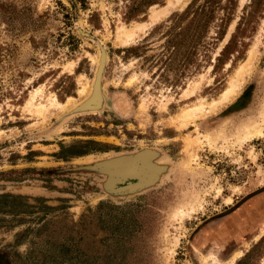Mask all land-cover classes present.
I'll list each match as a JSON object with an SVG mask.
<instances>
[{"label": "rangeland", "instance_id": "rangeland-1", "mask_svg": "<svg viewBox=\"0 0 264 264\" xmlns=\"http://www.w3.org/2000/svg\"><path fill=\"white\" fill-rule=\"evenodd\" d=\"M213 1L0 0V264H264V0Z\"/></svg>", "mask_w": 264, "mask_h": 264}, {"label": "bare ground", "instance_id": "bare-ground-1", "mask_svg": "<svg viewBox=\"0 0 264 264\" xmlns=\"http://www.w3.org/2000/svg\"><path fill=\"white\" fill-rule=\"evenodd\" d=\"M187 1L188 0H167L165 6L158 8V9H152L150 12V15H149L150 24L153 25V23L160 20L162 17L167 15L170 11L172 12L175 9H179V8L183 7ZM144 29H145V25L137 26V27L132 28V29H126L125 27H120L117 30L116 42L121 43V44H128L135 37V35L138 33V31H141V30L144 31ZM254 60H255V51L251 50L249 52V56H248V59L246 60V62L244 64H242L237 69V71L235 73V79L230 81V84H229V87L227 88V90L223 91V93L219 95L220 97L217 98V100L210 101L209 103H206L205 101L202 100V101L194 104V106L192 108L182 110V112L180 114H178V116H179L178 122L179 123H177V126L179 124L180 128L186 127L193 120H195L201 116H205L206 113L208 114V112H210V113L214 112L220 106L224 105V103L229 101L230 97L232 95H234L236 90L239 88V85L242 84L239 81H237L236 78H238V77L241 78L244 75H248V73L253 69ZM86 89H87L86 86L83 87L82 90L80 91V94L83 95L87 91ZM94 98H95V95L91 100H94ZM69 102H71V101H69ZM59 107H62V106H59ZM251 132H252V130H251ZM253 132H254V134L256 132L261 133V130L255 129ZM244 134H247V132ZM205 139L207 141V144H210V139L207 136ZM197 141H196V143H197ZM133 163H135V161L131 162L129 166H132ZM137 166L139 168V165H133V167H137Z\"/></svg>", "mask_w": 264, "mask_h": 264}, {"label": "trees", "instance_id": "trees-1", "mask_svg": "<svg viewBox=\"0 0 264 264\" xmlns=\"http://www.w3.org/2000/svg\"><path fill=\"white\" fill-rule=\"evenodd\" d=\"M213 4H214L213 0H206L205 7L208 6V5H213Z\"/></svg>", "mask_w": 264, "mask_h": 264}, {"label": "water", "instance_id": "water-1", "mask_svg": "<svg viewBox=\"0 0 264 264\" xmlns=\"http://www.w3.org/2000/svg\"><path fill=\"white\" fill-rule=\"evenodd\" d=\"M85 107V106H84ZM127 163V161H122V162H119L118 165L119 166H122V165H125Z\"/></svg>", "mask_w": 264, "mask_h": 264}]
</instances>
